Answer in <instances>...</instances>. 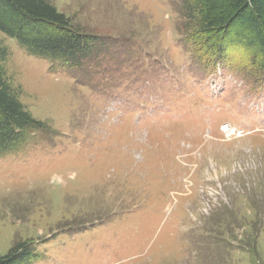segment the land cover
<instances>
[{"label": "rangeland", "instance_id": "rangeland-1", "mask_svg": "<svg viewBox=\"0 0 264 264\" xmlns=\"http://www.w3.org/2000/svg\"><path fill=\"white\" fill-rule=\"evenodd\" d=\"M51 2L116 44L81 83L0 30L6 78L47 125L0 156V258L264 264V39L233 19L197 55L185 0Z\"/></svg>", "mask_w": 264, "mask_h": 264}, {"label": "trees", "instance_id": "trees-1", "mask_svg": "<svg viewBox=\"0 0 264 264\" xmlns=\"http://www.w3.org/2000/svg\"><path fill=\"white\" fill-rule=\"evenodd\" d=\"M183 4L188 21L203 26L193 35L197 55L201 53L197 40L200 32L212 26L226 27L233 19L243 21L252 34L264 39V0H185ZM0 30L31 54L52 59L81 83V78L90 77V60L100 59L116 44L84 32L51 0H0ZM6 55V46L0 44V61ZM5 73L0 65V156L16 151L34 131L47 129L46 123L34 117L19 100V93ZM22 248V253L12 252L0 258V264H17L29 254L27 245Z\"/></svg>", "mask_w": 264, "mask_h": 264}]
</instances>
